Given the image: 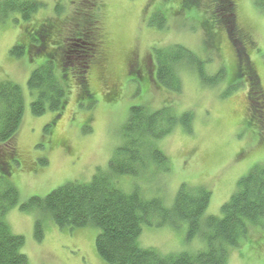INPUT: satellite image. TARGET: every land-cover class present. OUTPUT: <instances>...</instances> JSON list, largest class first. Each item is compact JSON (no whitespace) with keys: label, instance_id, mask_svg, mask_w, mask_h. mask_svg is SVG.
<instances>
[{"label":"rangeland","instance_id":"374dc122","mask_svg":"<svg viewBox=\"0 0 264 264\" xmlns=\"http://www.w3.org/2000/svg\"><path fill=\"white\" fill-rule=\"evenodd\" d=\"M37 1L43 5L32 19L26 20L17 14V20L10 17L0 22V82L14 80L23 89L25 99L23 122L14 139L17 146L14 159L19 164L10 160L12 170L7 172L0 167V181L8 180L19 190L20 202L9 208L6 220L15 234L24 235L26 242L21 251L30 264H108L96 249L98 227L61 229L43 211L24 210L20 203L32 196L45 197L73 179L89 182L97 171L110 172V160L123 143L122 126L134 105L155 111L171 104L179 113L191 110L195 118L191 130L179 125L158 141L169 158L170 171L161 169L147 173L141 170L137 176L120 175L119 185L126 192L140 188L146 199L163 197L168 205L183 183L205 186L212 191L206 213L221 216V207L236 191L238 180L258 163H264V148L255 145L253 137L256 126L246 120L247 80L236 86L224 75L218 86L209 85V76L230 69L237 61L235 48L226 32L218 28L215 32H218L219 41L212 32L215 43H209L205 31L198 25V9L184 8L179 13L178 2L182 4L183 0H96L89 13L77 10L76 6L83 5L80 0H74L73 5L72 0ZM236 3L237 22L249 35L250 56L264 88V11L254 0H236ZM57 5H62L59 10L55 9ZM161 14L166 17L163 27L158 26ZM88 15L94 20L98 17L106 52L103 67L93 65L86 74L92 91L86 96L80 94L74 71L67 70L65 85L69 103L62 115L58 116V111L49 108L43 115H34L31 104L35 95L28 80L46 56L34 52L30 57L25 52L18 57L11 55L12 47L23 41L33 42L43 21L56 16L68 22L59 31L61 42L56 41L54 45L63 44L68 31L71 32L68 40L76 41L77 25ZM46 33L51 35L48 30ZM45 38L42 40L51 50L52 37ZM33 44L38 46L36 41ZM179 46L193 52H190L192 57L187 53L185 57L203 61L207 81L203 82L200 72L189 66L176 69L177 65L166 62L176 71L179 80L182 79L181 91L174 92L154 77L157 67L168 57L163 56L164 50L169 49L175 57L177 53L183 54L179 53ZM160 50L163 51L161 55L156 52ZM148 69L153 72L151 79ZM137 70L142 78L136 81L133 78L139 77ZM112 91L117 97L109 102L107 94ZM95 100L97 102L91 105ZM50 141L58 145L50 148ZM2 154L0 151V161ZM36 218L43 219L41 240L35 237ZM246 238H242L239 248L230 249L228 264H264V226H253ZM138 244L155 247L162 254L195 253L207 247L200 235L188 238L185 222L161 226L144 224Z\"/></svg>","mask_w":264,"mask_h":264},{"label":"trees","instance_id":"16d2710c","mask_svg":"<svg viewBox=\"0 0 264 264\" xmlns=\"http://www.w3.org/2000/svg\"><path fill=\"white\" fill-rule=\"evenodd\" d=\"M80 1L82 7H76L84 13L91 12L90 6L97 2ZM73 2L74 0L70 1L72 5ZM254 2L264 11V0ZM42 5L43 3L37 0H0V22H5L10 17L17 20V14L30 20ZM59 5L56 10L61 8L62 5ZM178 5L179 13L184 8L198 9V25L205 31L209 43H215V39L219 41L218 32H215L218 28L223 29L230 37L235 48L236 64L228 70L224 69L209 76V85L218 86L224 80V75L230 82H235L236 86L247 80L248 84H245L249 103L246 120L256 126L257 130L253 134L255 145L264 148V88L254 59L250 56L247 42L249 35L237 22L236 0H183L182 4L178 2ZM56 17L43 21L37 28L39 34L34 35L31 42L33 44L36 41L39 47L41 45L36 50L37 54L46 56V60L32 71L28 80V86L35 95L31 110L36 116L47 113V108L58 111V116L63 112L69 102L68 87L65 85L67 70L74 71L77 77L75 85L80 87V94L88 95L92 90L87 84L86 74L93 65L99 66L104 61L103 53L98 52V43L95 40L99 29L98 17L97 22L88 15L81 25H77L79 27L78 31L76 30V41L68 40L71 37V32L68 31L63 44L54 45L56 41H60L59 31L65 28L68 22L66 18L60 20ZM159 17L161 22L158 26L163 27L166 17L162 14ZM47 30L51 35L46 33ZM44 37L45 40L52 37L51 50L48 49L46 41L41 43V38ZM31 43L23 41V44H15L10 51L11 55L21 57L25 52L31 55L34 52ZM28 46H31L29 50ZM177 48L179 53L183 54L177 53L175 57H172L169 49L167 52L164 50V54L162 50L156 51L159 55H168L165 59L163 57L161 66L157 67L159 82L171 87L174 92L181 91L182 79L179 80L176 71L165 64L166 62L177 65L176 69H187L189 66L200 72L199 76L203 82L207 81L202 68L203 61L185 57L186 53L191 55L190 57L193 56L190 49L188 50L192 54L185 50L187 48ZM47 50H50V53ZM116 97L117 93L112 91L107 94V101L112 102ZM93 103L94 101L91 102ZM24 109L25 99L21 86L14 80H2L0 151L3 156L0 167L5 172L12 170L10 160L16 165L18 163V160L14 159L17 157L14 139L23 122ZM194 118L195 114L191 110L179 113L171 104L155 111L134 105L130 109L128 120L122 126L123 143L117 147L110 160V172L97 171L89 182L82 183L73 179L52 190L45 197L32 196L28 201L21 202L20 208L29 211L36 208L43 211L45 216L53 219L61 229L98 227L96 249L108 264H228L230 249L239 248L242 244L240 241L242 238L247 239L253 226H264V163H258L238 180L236 191L221 207V216L206 213L212 201V191L205 186H189L183 183L168 205L163 197L146 199L145 194L137 187L126 192L117 179L126 174L137 176L141 170L147 173H155L161 169L164 172L170 171L169 158L160 148L158 141L175 131L179 125H183L188 131L191 130ZM142 150L144 153H141ZM19 202L17 187L8 180L0 181V264H30L27 255L21 251L26 242L24 235L15 234L6 220L9 208ZM183 222L187 223L188 238L197 235L203 237L207 244L205 250L162 254L155 247L139 246L138 239L144 224L161 226ZM43 228V219L36 218V239H42Z\"/></svg>","mask_w":264,"mask_h":264},{"label":"bare ground","instance_id":"6f19581e","mask_svg":"<svg viewBox=\"0 0 264 264\" xmlns=\"http://www.w3.org/2000/svg\"><path fill=\"white\" fill-rule=\"evenodd\" d=\"M98 128V127H97ZM104 130V129H103ZM103 130L101 132H103ZM100 133V132H99ZM105 133V132H104ZM171 140V139H170Z\"/></svg>","mask_w":264,"mask_h":264}]
</instances>
